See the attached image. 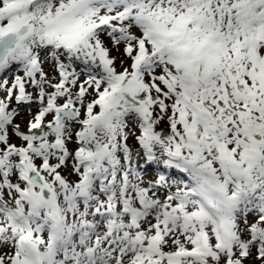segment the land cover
I'll use <instances>...</instances> for the list:
<instances>
[{"label": "snow or ice", "instance_id": "obj_1", "mask_svg": "<svg viewBox=\"0 0 264 264\" xmlns=\"http://www.w3.org/2000/svg\"><path fill=\"white\" fill-rule=\"evenodd\" d=\"M0 264H264V0H0Z\"/></svg>", "mask_w": 264, "mask_h": 264}]
</instances>
